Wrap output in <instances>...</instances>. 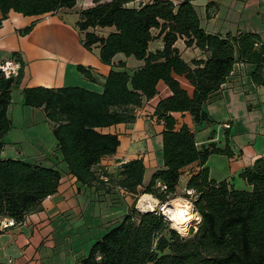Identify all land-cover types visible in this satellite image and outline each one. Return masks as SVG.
Wrapping results in <instances>:
<instances>
[{"label": "trees", "instance_id": "obj_1", "mask_svg": "<svg viewBox=\"0 0 264 264\" xmlns=\"http://www.w3.org/2000/svg\"><path fill=\"white\" fill-rule=\"evenodd\" d=\"M135 1L95 0V5L79 10L77 26L87 49L100 48L102 62L113 65L114 57L124 53L142 60L141 66L126 69L120 61L122 68H111L102 91L76 85H38L23 90L26 105L43 108L63 160L80 183L112 193L116 187L134 198L132 210L122 220L111 221L114 226L77 264H264V155L239 173L249 188L238 189L226 179L211 178L206 165L211 154L234 156L228 133L223 147L215 141L197 146L194 130L176 116L189 114L196 125L213 122L203 105L221 89L236 64L251 65V82L264 88V40L253 31L207 32L192 0L130 5ZM76 4L77 0H0L1 19L11 11L43 16ZM34 24L22 32L29 33ZM105 27L114 30L103 35L98 30ZM158 38L164 46L153 51L150 44ZM180 38L187 47L200 49L205 59L187 62L176 46ZM12 58L23 62L19 51ZM78 69L96 80L91 68L79 64ZM179 76L192 85L191 93ZM22 77V63L17 76L0 72V151L13 126L8 113L12 91ZM161 81L171 94L158 100L152 117L163 124L164 164L145 184L144 159L134 158L121 165L122 178L114 179L100 163L118 151L121 137L118 131L105 129L136 122L146 102L159 93ZM191 165L198 168L187 179L186 190L191 193L183 194L192 201L199 219L183 235L163 212L139 211L135 203L144 193L155 195L161 203L170 195L181 194L178 184ZM62 176L56 167L0 157V221L12 218L15 224L22 223L28 214L41 210L43 201L58 191Z\"/></svg>", "mask_w": 264, "mask_h": 264}, {"label": "crops", "instance_id": "obj_2", "mask_svg": "<svg viewBox=\"0 0 264 264\" xmlns=\"http://www.w3.org/2000/svg\"><path fill=\"white\" fill-rule=\"evenodd\" d=\"M93 1L95 5V0ZM147 1L149 0H136L132 2V5ZM86 3V1L77 0L76 6L72 9L64 8L43 16H27L11 11L9 16L2 20L0 12V57L10 59L14 51H19L23 61L21 62L23 77L20 84L12 91V103L8 109L13 126L4 137L5 146L1 152L6 156L11 155L59 168L63 173L58 191L43 201L41 210L28 214L22 223L7 229H2L0 225V230H2L0 233V264H77L78 259L86 256L89 247L92 246L91 238L83 236L77 224L81 222L82 217L87 219L90 206L93 207L92 211L94 210L92 214H96L97 205L93 204L95 200L91 198L93 195L107 193L111 196L113 194L105 190H96L94 186L83 185L69 172L68 165L58 149L52 124L47 120L43 108L26 105L23 96L24 88L38 85L53 87L76 85L102 91L111 68L113 66L122 68L119 66L120 61L124 62L126 69L143 64L142 60L131 62L129 58L122 57L120 53L114 57L113 65L106 64L100 59L99 47L94 46L92 49H87L83 45L77 21L79 10L85 8ZM192 3L198 12L201 26L207 32L236 34L253 31L264 40L262 0H192ZM222 9H225V14L221 17ZM207 12L210 13L209 17ZM33 22H35L34 27L29 33L22 32ZM113 30V27H105L98 31L103 35H108ZM163 46L162 38H158L151 42L150 49L155 51ZM176 46L187 62L192 63V59H205V54L200 49L194 46L187 47L182 38L178 39ZM79 64L91 68L96 80L88 79L78 69ZM250 70L251 65L249 64L235 65L221 89L206 102H215L209 106L210 115H208L211 119L216 121L214 113L220 112L222 107L220 104L225 105L227 98L231 101L234 96L242 92L249 94L260 90L251 82ZM245 75L248 76L245 77ZM179 79L191 93L192 85L184 77L179 76ZM170 94L169 87L161 81L159 93L146 102L136 122L120 123L105 129V131H118L121 137L118 151L104 158L100 163V168H104L112 178H122V168L118 163L138 157H142L146 165L156 167L155 171L163 166V136L161 134L163 124L152 117V113L158 100ZM248 106L253 108L252 103H248ZM176 116L180 123L186 122L194 130L197 146L215 141L218 146L223 147L226 144L225 133L226 135L228 133L229 145L234 151V156L211 154L206 161L209 175L216 180L226 179L238 189L250 187L239 176V173L255 158L264 155V152L256 153L247 164L233 165L232 160L240 158L242 149L236 151L234 145L230 143V136L233 134L231 132L232 120L218 122L221 123L219 131L210 127L209 124L213 123L201 124L212 130L203 131L204 133L200 135L197 134L196 129L200 125H196L189 114L185 116L176 114ZM225 122H228L230 127L225 128L223 126ZM222 132H224L225 139L223 145L220 144ZM6 156L4 157L7 158ZM196 168H198L197 165L187 168L183 174L185 184L178 191L179 193L184 192L187 179L191 171ZM112 190L119 195L124 193L122 189L119 190L116 187ZM8 219L10 218H4L0 223ZM74 227L78 229L75 230Z\"/></svg>", "mask_w": 264, "mask_h": 264}, {"label": "rangeland", "instance_id": "obj_3", "mask_svg": "<svg viewBox=\"0 0 264 264\" xmlns=\"http://www.w3.org/2000/svg\"><path fill=\"white\" fill-rule=\"evenodd\" d=\"M80 1H86L87 3L84 5L85 8L90 7L94 4L93 0H78ZM132 5V3H130ZM222 14H225V9H222L221 11V17ZM122 57H127L130 59L131 62L138 60L134 56H127L124 53H120ZM248 75H245L247 77ZM260 90L252 91L249 94H246L244 92L240 93L238 96H234L231 101L227 98V101L224 104H220L222 107L220 109V112L214 113L216 121L213 120V124H209L210 127L215 128L217 131L221 128V123L223 120H232L233 127L231 129V132L233 133L230 136V143L234 145L235 150L242 149L240 158L236 160H232V164L240 163V164H247L250 162L252 157L256 155V153L264 152V88L260 87ZM213 103V101L209 103H205L203 105V109L210 115L209 110ZM248 103H252V107L250 108L248 106ZM206 125V124H205ZM261 126V127H260ZM197 134H203V131H211L212 129L208 126H198L197 128ZM223 131V129L221 130ZM226 136V133H225ZM222 141L220 144L225 143L224 139V132L221 133ZM10 149V147H9ZM8 153V152H7ZM9 154V153H8ZM10 155V154H9ZM0 156L4 157V153L0 151ZM238 156V155H237ZM236 156V157H237ZM6 157H12L16 158L14 156H6ZM19 158V157H18ZM124 163V162H123ZM123 163H118L119 166H121ZM156 167H152L150 164L146 165V171H145V183H149L150 180L153 177V173L155 171ZM105 180L108 179L107 176H102ZM184 176L182 174L180 182L178 184V191L181 190L185 184ZM236 186H239V184L235 183ZM187 193V190L185 189L184 192H180L181 194L176 195H170L167 200L164 203H161L160 200L151 193H144L138 196L137 201L135 203V207L139 211H152V210H160L163 212L164 208V215L167 218V220L170 221L171 226L174 221H172L169 218V214H167V210L174 209L176 203H180L181 206L185 202H187V197L183 193ZM103 193V192H101ZM179 193V192H178ZM100 194V193H99ZM93 195L91 198H93L95 203L97 205L96 214H92L94 210L92 211V206H90V211L87 213V219L85 217H82L81 222L77 224L81 229L79 231L83 234L85 237L91 238V245L92 242H95L98 238L102 237L112 226L111 224L113 220L120 219L122 220L123 216L132 210V205L134 198L132 194L128 193H120L116 194L113 193L111 196L107 193L101 194V195ZM149 195V196H148ZM144 196H148L150 198L146 199L145 207L140 208V201L143 199ZM151 204V205H150ZM103 207V208H102ZM127 211H124L126 210ZM190 214L193 216L191 220L187 222V229L186 230H178L183 235H187L190 228H195L196 223L198 222L199 216L197 213H195L192 209V205L189 208ZM111 220V221H110ZM75 230L78 229V227H74ZM75 233V231H73ZM72 232V233H73ZM80 233V234H81ZM90 248L86 255L89 254Z\"/></svg>", "mask_w": 264, "mask_h": 264}, {"label": "built area", "instance_id": "obj_4", "mask_svg": "<svg viewBox=\"0 0 264 264\" xmlns=\"http://www.w3.org/2000/svg\"><path fill=\"white\" fill-rule=\"evenodd\" d=\"M20 67H21V63L18 60L13 58L3 59L0 57V72H2L3 75H5L6 77L17 76L19 74ZM223 126L229 127L230 125L228 123H224ZM163 188H166V186L163 185ZM187 192L191 193L190 190H187ZM187 203L190 206L192 205V201L190 199H187ZM163 212H164V208H163ZM0 225L2 229H7L10 226L15 225V220L10 218L8 220L2 221Z\"/></svg>", "mask_w": 264, "mask_h": 264}, {"label": "clouds", "instance_id": "obj_5", "mask_svg": "<svg viewBox=\"0 0 264 264\" xmlns=\"http://www.w3.org/2000/svg\"><path fill=\"white\" fill-rule=\"evenodd\" d=\"M145 198L147 199V197ZM189 208H190V205L187 202H185L183 206H181L180 203H176L175 211L167 210V214H170L169 218L177 222V223H173L172 225L173 228H177V225L180 223H184L186 219H191V217L188 216Z\"/></svg>", "mask_w": 264, "mask_h": 264}, {"label": "bare ground", "instance_id": "obj_6", "mask_svg": "<svg viewBox=\"0 0 264 264\" xmlns=\"http://www.w3.org/2000/svg\"><path fill=\"white\" fill-rule=\"evenodd\" d=\"M145 197H147V199L148 198H150V197H148V196H144L143 197V199L140 201V208H144L145 207V202H146V198ZM146 204H147V202H146ZM151 205V204H150ZM171 211H175L176 210V205H175V208L174 209H170ZM170 215V214H169ZM188 216H190L191 217V219H192V215L190 214V212L188 211ZM191 219H186L185 220V222L184 223H180V224H178L177 225V228L178 229H180V230H186L187 229V222L189 221V220H191ZM173 221V220H172ZM175 223H177L176 221H174Z\"/></svg>", "mask_w": 264, "mask_h": 264}, {"label": "water", "instance_id": "obj_7", "mask_svg": "<svg viewBox=\"0 0 264 264\" xmlns=\"http://www.w3.org/2000/svg\"><path fill=\"white\" fill-rule=\"evenodd\" d=\"M146 211H148V210H146Z\"/></svg>", "mask_w": 264, "mask_h": 264}]
</instances>
